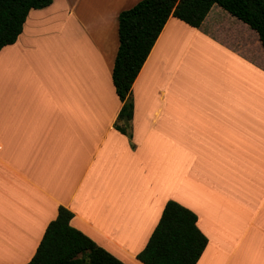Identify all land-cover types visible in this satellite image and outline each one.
Masks as SVG:
<instances>
[{"label": "crops", "instance_id": "obj_1", "mask_svg": "<svg viewBox=\"0 0 264 264\" xmlns=\"http://www.w3.org/2000/svg\"><path fill=\"white\" fill-rule=\"evenodd\" d=\"M139 1L52 0L0 50V264H28L59 206L140 264L169 200L207 238L196 264H264L258 36L217 5L199 28L170 17L132 84L129 139L111 72L118 15Z\"/></svg>", "mask_w": 264, "mask_h": 264}, {"label": "trees", "instance_id": "obj_2", "mask_svg": "<svg viewBox=\"0 0 264 264\" xmlns=\"http://www.w3.org/2000/svg\"><path fill=\"white\" fill-rule=\"evenodd\" d=\"M52 0H0V50L16 42L30 10L43 9ZM217 5L253 30L264 50V0H140L118 15V49L111 79L121 108L114 128L131 138V88L164 25L170 17L199 28ZM73 214L59 206L45 228L28 264H124L71 226ZM188 208L169 200L143 249L142 264H196L207 238Z\"/></svg>", "mask_w": 264, "mask_h": 264}, {"label": "rangeland", "instance_id": "obj_3", "mask_svg": "<svg viewBox=\"0 0 264 264\" xmlns=\"http://www.w3.org/2000/svg\"><path fill=\"white\" fill-rule=\"evenodd\" d=\"M235 18V17H234ZM229 46H232V48H234V49H236V50H238V47L236 46V45H234L233 43H230V45ZM138 263H140L141 264V262H139L138 260H136Z\"/></svg>", "mask_w": 264, "mask_h": 264}]
</instances>
